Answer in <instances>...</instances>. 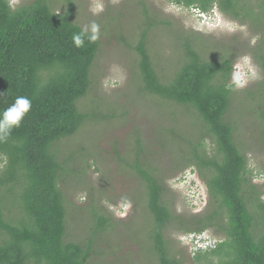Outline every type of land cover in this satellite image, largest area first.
<instances>
[{"label":"trees","instance_id":"obj_1","mask_svg":"<svg viewBox=\"0 0 264 264\" xmlns=\"http://www.w3.org/2000/svg\"><path fill=\"white\" fill-rule=\"evenodd\" d=\"M171 1L202 13L217 8L242 25L251 22L259 43L256 52L247 53L256 62L259 78L257 91L248 92L245 102L255 110L264 90V0ZM51 3L34 0L13 11L10 0H0V112L17 96L32 101L21 126L0 142V264H88L97 236H108L113 227L102 219L86 241H66L67 209L60 180L67 170L53 148L93 117L83 114L78 102L90 92L91 70L101 43L100 39L86 40L84 47H75L72 36L82 27L72 17V2L64 13L55 12ZM162 23L148 20L149 26L138 38L139 78L147 93L191 108L201 117L204 132L190 141L193 152L186 167L195 165L201 173L211 212L188 221L176 216L165 199L163 181L137 160L131 167L146 186L142 203L151 219L147 227L159 262L184 264L170 255L165 239L166 229L176 221L187 234L215 229L225 237L215 249L197 252L196 260L204 258L210 264L208 256H217L218 264H264V191L253 184L254 172L228 120L230 110L236 107L234 62L227 52L215 60L203 58L201 44L180 33L181 67L171 79L162 78L148 47L151 30ZM255 111L264 132V103ZM196 140L210 141L213 154ZM258 140L264 144V134ZM206 170L210 177L204 175ZM96 229L105 231L94 233Z\"/></svg>","mask_w":264,"mask_h":264},{"label":"rangeland","instance_id":"obj_2","mask_svg":"<svg viewBox=\"0 0 264 264\" xmlns=\"http://www.w3.org/2000/svg\"><path fill=\"white\" fill-rule=\"evenodd\" d=\"M32 1L18 0L15 8ZM70 1L78 25L83 28L95 21L100 26L101 46L91 70L90 92L78 102L79 110L93 117L74 136L53 148L67 170L60 180L67 209L66 241H86L103 219L113 227L108 236H97L88 264H160L147 227L151 219L142 203L146 186L131 166L139 160L141 167L163 181L165 199L176 216L188 221L211 212L208 192L199 202L200 195L208 190L201 173L195 165L186 167L193 152L190 141L200 138L205 126L191 108L167 103L144 90L135 51L138 38L149 26L148 20L163 22L151 30L148 47L159 74L167 80L183 61L180 33L201 44L203 58L215 60L227 52L234 66L254 61L247 51L256 52L259 35L251 22L242 25L217 8L202 13L176 6L171 0H52L51 5L55 12L64 13ZM254 74L256 79L247 81L243 88L236 87V107L230 110L228 120L254 172L253 184L264 191V144L258 142L264 132L255 111L264 103V90L255 110L245 102L246 94L258 88L259 74ZM199 142L213 154L210 141ZM204 175L210 177L209 170ZM193 179L195 186H191ZM183 228L175 221L165 231L170 255L184 264H208L204 258L195 259L197 252L184 243L191 234ZM99 231L105 230L96 229L94 233ZM208 231L215 240L225 239L215 229ZM208 258L218 264L217 256Z\"/></svg>","mask_w":264,"mask_h":264},{"label":"clouds","instance_id":"obj_3","mask_svg":"<svg viewBox=\"0 0 264 264\" xmlns=\"http://www.w3.org/2000/svg\"><path fill=\"white\" fill-rule=\"evenodd\" d=\"M18 0H11L9 7L15 10V4ZM214 12V10L212 11ZM100 38V26L92 21L89 25L83 27L79 32L74 33L72 42L75 47L82 48L87 40L89 43L96 42ZM254 72H257V66L254 61H241L233 67L232 81L237 88H243L247 81L251 82L255 79ZM258 73V72H257ZM32 101L27 96H17L15 101L0 112V142H4L11 135L13 129L19 128L25 119L26 115L31 111ZM192 175V174H190ZM196 179L191 181V186H194ZM200 201L203 202L207 198V190L200 195ZM130 206V204H129ZM191 235L200 236L198 240L194 239L192 243L188 244L183 241L190 249L192 247L207 245L206 249L199 248L198 250L192 249L194 252H207L215 249L222 240H215L214 234L204 231L201 233H190ZM190 235V236H191ZM192 246V247H191ZM197 254V253H196Z\"/></svg>","mask_w":264,"mask_h":264},{"label":"built area","instance_id":"obj_4","mask_svg":"<svg viewBox=\"0 0 264 264\" xmlns=\"http://www.w3.org/2000/svg\"><path fill=\"white\" fill-rule=\"evenodd\" d=\"M199 237H200V236L191 235L190 238L187 239L186 241H187L188 244H190V243H192V241H193L194 239L198 240ZM191 247H192V246H191ZM200 247L203 248V249H206V248H207V245H201V244L199 243L198 246H196V247H192V249H194V250H198Z\"/></svg>","mask_w":264,"mask_h":264},{"label":"bare ground","instance_id":"obj_5","mask_svg":"<svg viewBox=\"0 0 264 264\" xmlns=\"http://www.w3.org/2000/svg\"><path fill=\"white\" fill-rule=\"evenodd\" d=\"M195 186V185H194Z\"/></svg>","mask_w":264,"mask_h":264}]
</instances>
